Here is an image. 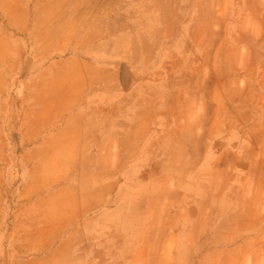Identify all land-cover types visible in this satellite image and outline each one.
<instances>
[{"label": "rangeland", "instance_id": "rangeland-1", "mask_svg": "<svg viewBox=\"0 0 264 264\" xmlns=\"http://www.w3.org/2000/svg\"><path fill=\"white\" fill-rule=\"evenodd\" d=\"M70 10L71 34L124 49L135 94L109 150L65 110L83 126L28 151L2 80L0 264H264V0H77L53 21Z\"/></svg>", "mask_w": 264, "mask_h": 264}, {"label": "crops", "instance_id": "crops-1", "mask_svg": "<svg viewBox=\"0 0 264 264\" xmlns=\"http://www.w3.org/2000/svg\"><path fill=\"white\" fill-rule=\"evenodd\" d=\"M76 3L77 0H0V85L3 79L9 84L12 75H16L14 83L20 84L21 150L41 149L42 142L37 135L42 130L49 138L60 128L63 131L69 125L83 126L79 118H70L73 115L57 123L61 119L57 111L65 110H77L76 115L84 110L94 112L89 120L90 145L92 149L109 150L113 136L118 134V126L109 128V119L113 117L117 123L121 116L124 118L125 105L135 94V87L125 91L123 71L128 65L123 62L122 47L105 38L88 40L75 32L71 34L76 28L75 10L53 21L61 15L62 7L70 9ZM47 54L62 56L45 62L42 56ZM29 104L36 105L29 107ZM46 110L56 112L51 115ZM100 111L107 113L102 123L98 118ZM28 142L31 145L23 147ZM10 229H4L5 237ZM24 239L22 233L14 245L23 244ZM33 243L37 244L38 240ZM14 262L23 264L25 260Z\"/></svg>", "mask_w": 264, "mask_h": 264}]
</instances>
